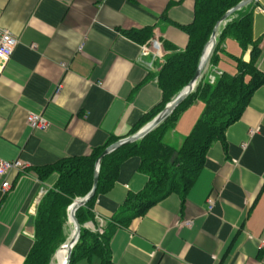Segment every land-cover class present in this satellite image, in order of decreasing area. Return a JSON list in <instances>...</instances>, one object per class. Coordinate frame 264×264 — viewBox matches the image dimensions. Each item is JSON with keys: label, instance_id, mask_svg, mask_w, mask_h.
<instances>
[{"label": "crops", "instance_id": "1", "mask_svg": "<svg viewBox=\"0 0 264 264\" xmlns=\"http://www.w3.org/2000/svg\"><path fill=\"white\" fill-rule=\"evenodd\" d=\"M194 9L195 0H0V28L19 40L0 70V160L25 163L0 176V264H23L34 244L32 217L58 178L42 181L35 168L88 155L111 134L126 137L163 101L154 74L164 51L157 54L153 42L185 48L189 35L179 25L192 23ZM250 11L264 72V0H253ZM148 27L146 43L127 36ZM224 46L249 60L250 49L243 52L237 41ZM223 71L236 72L235 62L221 61L208 75ZM196 102L197 121L205 104ZM191 106L168 134L176 148L191 132ZM30 113L42 114L48 127L32 128ZM226 142L227 148L212 144L185 200L173 193L128 227L112 218L148 176L139 157L123 162L113 188L95 202L97 219L113 227L114 264L264 263V85L229 126ZM6 179L11 186L3 190ZM72 264H101V258L94 253Z\"/></svg>", "mask_w": 264, "mask_h": 264}, {"label": "trees", "instance_id": "2", "mask_svg": "<svg viewBox=\"0 0 264 264\" xmlns=\"http://www.w3.org/2000/svg\"><path fill=\"white\" fill-rule=\"evenodd\" d=\"M241 1L195 0L192 23L179 25L189 35L187 46L179 48L161 41L164 55L154 78L163 91L164 99L128 135L136 133L150 122L187 86L197 71L203 49L215 25L229 9ZM250 10L251 3L237 11L221 27L208 71L184 102L144 138L126 144L103 158L96 194L76 212L82 230L71 264L94 253L101 258V264H114L110 248L113 227L109 230L107 225H103V232L97 230L100 223L95 202L98 195L113 188L121 165L127 159L134 156L141 159L139 170L148 176V181L141 191L129 193L122 208L113 216V224L124 227H128L133 219L143 216L148 209L173 193L180 194L185 200L205 167L212 144L221 142L227 148V129L241 118L254 92L264 85V72L258 67L263 48L260 39H254ZM151 35L150 27L127 32L128 37L141 44L146 43ZM228 39L237 41L243 52L250 49L249 60L244 58V54L228 52L224 46ZM226 59L235 62L236 72L223 71L208 75L216 71L220 62ZM199 100L205 104L203 113L191 132L184 136L180 147L176 148L168 139V134L175 130L182 112ZM120 138L111 134L103 146L92 148L88 155L66 156L54 164L35 168L36 175L42 181L53 174H57L58 178L44 193L32 217L34 244L23 264H51L56 252L67 241L71 205L77 198L91 191L97 159Z\"/></svg>", "mask_w": 264, "mask_h": 264}, {"label": "water", "instance_id": "3", "mask_svg": "<svg viewBox=\"0 0 264 264\" xmlns=\"http://www.w3.org/2000/svg\"><path fill=\"white\" fill-rule=\"evenodd\" d=\"M253 0H242L237 5L229 9L222 18L217 22L215 25L211 38L205 45L202 56L200 59L199 66L197 68V71L192 78V80L185 86L167 105L165 108L156 115L150 122H148L146 125H144L139 131L136 133L120 138L118 141L114 142L113 144L109 145L99 156L96 162V169H95V175H94V184L91 189V191L85 195L84 197L77 198L74 203L70 207L69 212V223L73 224L74 226V232L72 235L68 236L67 241L65 244L61 246L67 247V260L66 264H71L72 254L74 251L75 246L78 244L81 236V230L82 226L76 216V212L79 208L82 206H85L96 194L97 191V185L99 181V170L100 165L103 160V158L112 152L116 151L120 147L133 143L135 141H138L142 138H144L147 134H149L151 131H153L155 128H157L161 123H163L176 109L178 106H180L184 100L195 90L198 83L202 80L204 73L209 66L211 56L213 54V51L215 49V46L217 44V37L219 34V31L222 26H224L228 21L231 20V17L242 8L249 5ZM58 252V251H57ZM56 252V254H57ZM55 254V256H56Z\"/></svg>", "mask_w": 264, "mask_h": 264}, {"label": "built area", "instance_id": "4", "mask_svg": "<svg viewBox=\"0 0 264 264\" xmlns=\"http://www.w3.org/2000/svg\"><path fill=\"white\" fill-rule=\"evenodd\" d=\"M18 42H19L18 38L14 36L10 31L0 28V70H2L3 66L13 55ZM153 44L155 49L157 50V54H160L162 50L161 42L156 40L153 42ZM27 120L29 122V125L34 129H45L49 125L47 119L42 114H38V113H30L27 117ZM23 167H25V163L20 159L0 160V176H5L9 172L17 169H22ZM10 186H11L10 182L7 179L4 180L2 184L3 190H8ZM209 203L211 209L213 206V202L210 200ZM100 222L101 223L97 227V230L103 232L104 224L102 222V219H100ZM186 224H188V222H186ZM262 244L264 245V241H262Z\"/></svg>", "mask_w": 264, "mask_h": 264}, {"label": "rangeland", "instance_id": "5", "mask_svg": "<svg viewBox=\"0 0 264 264\" xmlns=\"http://www.w3.org/2000/svg\"><path fill=\"white\" fill-rule=\"evenodd\" d=\"M199 104L197 103V102H195V104H193L191 107H190V109H188V111H187V113L189 114V116L191 117V120H189L188 121V124L189 123H191L190 124V126H189V132L191 131V129L193 128V125H194V123H195V121H196V119L198 118V116L197 115H199L198 113L201 111V110H199ZM181 126H183V123L182 124H180V127ZM180 132V131H179ZM188 132V133H189ZM181 133V132H180ZM185 134V133H184ZM70 232V225H69V223H68V227H67V233H68V236H69V233ZM61 248V247H60ZM97 258V257H96ZM86 262V261H85ZM51 264H57L56 263V260H55V256H54V258H53V260H52V262H51Z\"/></svg>", "mask_w": 264, "mask_h": 264}, {"label": "bare ground", "instance_id": "6", "mask_svg": "<svg viewBox=\"0 0 264 264\" xmlns=\"http://www.w3.org/2000/svg\"><path fill=\"white\" fill-rule=\"evenodd\" d=\"M70 225V235H72V233L74 232V226L73 224L69 223ZM55 260L57 264H66V260H67V247L63 246L62 248H60L55 256Z\"/></svg>", "mask_w": 264, "mask_h": 264}]
</instances>
